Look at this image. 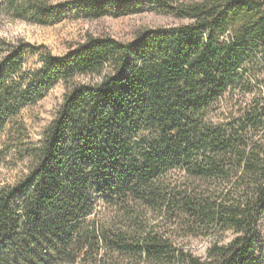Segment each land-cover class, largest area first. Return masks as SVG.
Here are the masks:
<instances>
[{"label":"trees","instance_id":"16d2710c","mask_svg":"<svg viewBox=\"0 0 264 264\" xmlns=\"http://www.w3.org/2000/svg\"><path fill=\"white\" fill-rule=\"evenodd\" d=\"M146 3L189 23L90 36L62 56L0 36V160L23 164L0 184V264H264V0H0V22ZM59 81L34 141L23 114ZM187 238L209 240L206 255Z\"/></svg>","mask_w":264,"mask_h":264},{"label":"rangeland","instance_id":"374dc122","mask_svg":"<svg viewBox=\"0 0 264 264\" xmlns=\"http://www.w3.org/2000/svg\"><path fill=\"white\" fill-rule=\"evenodd\" d=\"M54 4L69 0H50ZM171 6L195 4L204 0H163ZM160 5H149L138 9L136 13L122 17L106 16L100 19H82L72 15L65 16L62 20L54 21L48 25H38L22 20L4 19L0 22V36L12 41H25L39 48L41 52H48L53 56H62L70 50L84 43L88 37L110 36L120 42H130L138 35L149 29L160 27H176L188 24L187 19L174 14H166ZM39 61L38 55L28 57V67H35ZM97 77H81L82 83H96ZM66 92L63 82H57L53 88L44 94V98L35 106L25 110L23 119L28 126L31 139L38 141L42 132L53 121L57 110L63 102ZM229 98L222 105V111L230 101ZM3 148L0 139V150ZM14 154V153H13ZM23 164H19L9 156L6 160H0V184L4 185L14 181L20 176ZM108 207L99 203L96 210V218L104 217ZM185 249L197 257H204L209 247V240L187 238L183 242Z\"/></svg>","mask_w":264,"mask_h":264}]
</instances>
